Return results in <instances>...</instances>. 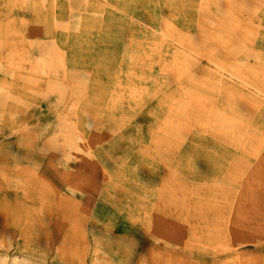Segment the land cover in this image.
I'll return each mask as SVG.
<instances>
[{"label": "rangeland", "instance_id": "rangeland-1", "mask_svg": "<svg viewBox=\"0 0 264 264\" xmlns=\"http://www.w3.org/2000/svg\"><path fill=\"white\" fill-rule=\"evenodd\" d=\"M108 1L117 8L106 5L91 32L65 18L68 28L54 29L42 11L0 0V263L264 264V139L248 143L247 120L237 119L244 132L235 147L203 113L183 122L182 136L167 134L178 123L168 112L181 85L166 69L178 40L235 30L246 45L230 44L229 61L248 75L247 67L264 72V4ZM203 1L220 16L200 21ZM160 24L172 41H162ZM52 39L65 51L57 94L45 92L27 61ZM228 39H216L217 49ZM155 45L159 55L146 57ZM131 81L135 100L126 97ZM72 123L90 154L60 146L59 131ZM220 196L228 230L217 243L200 207Z\"/></svg>", "mask_w": 264, "mask_h": 264}, {"label": "bare ground", "instance_id": "bare-ground-1", "mask_svg": "<svg viewBox=\"0 0 264 264\" xmlns=\"http://www.w3.org/2000/svg\"><path fill=\"white\" fill-rule=\"evenodd\" d=\"M8 1L12 3L22 2L29 8L42 11V13L48 18L54 29L68 28V25H62L61 23H59L63 18H65V19L73 20L75 27L82 26L83 28H87V31H91L95 27L97 28L100 27L101 18H99L98 15L100 16L102 15V13L106 9V5L113 6V8H117L114 3H111L108 0H66L67 5L66 7H64V15H60V14L57 15L56 8L61 5L60 0H8ZM238 1L245 2L246 0H238ZM255 1L264 4V0H255ZM73 3L77 5V8H75L74 6L75 4ZM206 7L207 4L204 1L201 3L199 2L198 9L202 11V14L198 15V19L200 21H202L201 19L203 18L206 17L214 18L215 16V15L210 16L209 14H207ZM82 11L86 12L87 14L83 15ZM219 16L220 14H217L215 17H219ZM217 24L219 25L220 23ZM161 26L163 28L161 27L159 29V32L162 41L166 39H170L172 41L173 39L169 34L170 33L169 27L165 24ZM165 31L166 32L168 31V33H166ZM172 32H175V30H172ZM178 35L181 38V34L178 33ZM52 36H55V33L52 34ZM243 36L242 33L236 32L235 30L231 32L225 31L222 33H220L219 31L218 32L215 31L214 35L209 36L207 35V33H205V31L201 29V33L198 34L196 37L189 39L183 38L178 40V43L174 44L173 55L170 58V62L166 65V69L170 82L176 80V83L179 82L178 84L181 85L180 86L181 98L178 101V104H180L179 106L177 103L173 102L170 106L171 110L169 108L168 113L170 114L176 112L179 119L176 125H170L171 129L168 131L167 134H172L173 136H179V135L182 136L181 132L183 131L182 129L184 128L182 126H185L184 124L185 121L189 117H196V119H198L199 118L198 114L203 113L206 114L207 116L206 120L208 119L207 122L205 123H212L211 124L212 129L218 131L219 133H222L225 137V138L223 137V140L235 147L238 146V143L240 142V139L243 136V132H244L242 123H234V121L237 119L240 120L241 118H243V121L245 119L247 120V125H248L247 132L250 134L249 137L247 138L248 143L253 141L254 136H258L259 137L258 139H264V89H262L261 86H259V84L257 83V82H264V72H261L262 69L257 70L254 67H250V68L247 67L249 71V75L252 77L251 79L248 73L241 70L243 69L244 66H241L239 69L234 68L235 67L234 63H237V61L236 62H232L233 60L229 61L231 57L230 55L232 54L226 50V48L232 43L236 44L237 46L244 45L246 42ZM219 38H221L222 40L223 39L225 40V38H229L227 41L223 42L224 51L217 49L216 39ZM253 38L255 37L253 36ZM32 43L33 42L29 43L30 46ZM38 44L39 41L36 45ZM158 47L159 45H155L154 47H151L148 51L144 53V55L146 57L152 55L158 56L161 51L160 47L159 48ZM241 49L243 50L242 47ZM256 55L257 54L255 53V56ZM27 61H29V63L32 65L33 72L35 73V75L43 79V81L45 82L44 85L45 92L54 91V93H56L55 91L61 89L64 86L62 82L66 78L65 51L57 44L55 39H52L50 44H46L43 42L41 44L40 42L37 48V54L33 55V58H31L30 56ZM115 82L118 86H120L118 79H116ZM131 85L129 86L130 92L126 97H128L129 100L130 99L135 100L136 95L134 93H136L135 91L136 88H134L135 84L133 81H131ZM117 99L119 100V95ZM120 105H121L120 108H122L123 105L121 101H120ZM110 106L111 105H108L107 108H110ZM225 106H229L230 108L229 109L230 111L228 113L224 111ZM165 122L167 123L171 121H165ZM227 122H231V123H227ZM240 122H242V120ZM59 127H61V125ZM59 132L60 134L58 135H61V141H60L61 143L59 142L60 146L63 147L64 150L67 149L68 151L67 150L66 151L68 152V154L72 152H83L85 154H90L89 148H87L85 137L82 134V132L78 129V127H76L75 125L74 126L68 125L64 131H59ZM55 141L56 140H54L53 143H55ZM221 193L222 195L225 194L224 192ZM222 201H224V197L220 196L217 199L214 198L211 199V202L208 203V205H206L205 208L200 207L201 223L206 225L203 230H205L208 233L212 241L216 240L217 243L220 242L222 238L227 237L226 229H227L228 217L223 212L224 207ZM221 223L224 225L223 229H221L222 226ZM9 264H17L16 258L15 259L13 258ZM21 264H30V263H28L27 261L26 262L23 261L21 262Z\"/></svg>", "mask_w": 264, "mask_h": 264}]
</instances>
